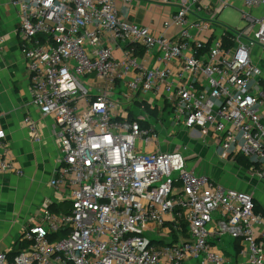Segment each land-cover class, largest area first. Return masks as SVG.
Masks as SVG:
<instances>
[{"label": "built area", "instance_id": "2783aa9c", "mask_svg": "<svg viewBox=\"0 0 264 264\" xmlns=\"http://www.w3.org/2000/svg\"><path fill=\"white\" fill-rule=\"evenodd\" d=\"M10 1L33 102L60 127L49 185L70 208L45 205L0 264H230L225 236L240 246L237 264H264L253 194L194 171L186 147L163 150L157 126L169 114L212 138L221 159L264 162V0H215L210 16L203 0H160L174 7L160 33L122 16L117 0ZM233 2L242 28L219 18ZM25 123L39 141L37 121ZM11 172L23 173L0 128V174Z\"/></svg>", "mask_w": 264, "mask_h": 264}, {"label": "crops", "instance_id": "0c3cea01", "mask_svg": "<svg viewBox=\"0 0 264 264\" xmlns=\"http://www.w3.org/2000/svg\"><path fill=\"white\" fill-rule=\"evenodd\" d=\"M204 4L208 7L206 14L209 16L218 7L215 0H203ZM229 6L241 8L239 2ZM117 7L122 16L137 25L149 27L155 33L162 31L164 20L174 12L173 6L160 0H132L129 3L117 0ZM19 27L20 17L11 1L0 0V36L4 38V43L0 44V128L7 134L9 156L23 172L21 175L13 172L0 174V253L10 254H17L24 247L21 245V236L27 226L39 221L42 208L62 200L61 193L49 185L61 155L60 127L53 117L44 116L33 102L30 73L18 35ZM115 55L122 56L121 48L116 49ZM128 110L130 118L139 113L137 106L129 107ZM151 113L154 116L155 112ZM26 117L37 121L39 141L31 136L25 123ZM183 130L189 136L200 137L193 130L184 127ZM192 143L195 144L193 150L184 139L181 142L178 139L174 146L182 149L186 147V152L194 153L191 156L188 153L190 168L199 174L209 175L227 188L252 193L256 204L260 207L263 205L264 178L257 170L264 167V162H256L245 156L243 161H239L238 157L242 155L223 160L212 138L210 146H207V138H202L203 146L194 140ZM224 245L230 264L243 260L237 242L228 240Z\"/></svg>", "mask_w": 264, "mask_h": 264}, {"label": "rangeland", "instance_id": "374dc122", "mask_svg": "<svg viewBox=\"0 0 264 264\" xmlns=\"http://www.w3.org/2000/svg\"><path fill=\"white\" fill-rule=\"evenodd\" d=\"M219 18L220 20L225 23L226 25H229L233 28H242L246 25V22L245 20L243 19V14H242V11L241 9H237V8H234L232 6H226L223 11L220 13L219 15ZM258 47H256L255 49V54H258L259 53V49H257ZM260 67L261 68H264V56H263V59H261L260 61ZM83 80H85L84 78H82ZM125 86L124 85H119L118 88H117V95H115V98H118V97H121L122 96V93L121 91H125ZM153 123H155L154 121V118H152L151 120ZM163 125L164 127L162 128V125L160 124H157L158 127H160L162 129V133L160 131L159 132V135H160V140L162 139V141L164 142L163 144V150H171L174 148V146L176 145V141L179 139L180 142L184 139V141H186V143L188 144L189 148L190 149H194V146L195 144L192 143L193 140L196 141L197 143L201 144L202 146L204 144H202V138H200L199 136L196 137V136H192L190 134V136L183 130V126L179 125H175L173 126V122L171 120V115L169 114H166V117H165V120L163 121ZM174 131L175 133L173 135H171V131ZM182 130V131H181ZM210 137H207V146H210L211 144H209L210 142ZM212 143V141H211ZM182 147L184 145H181ZM213 151V149H212ZM186 152L184 151L183 152V155L187 158L189 155H193L194 153L191 152ZM196 160V159H194ZM194 160H190V162H193ZM198 173V172H197ZM262 202H264V198L261 199ZM263 205H261V207L264 209V203H262ZM224 240L225 241H228V240H232L233 239L229 236H225L224 237Z\"/></svg>", "mask_w": 264, "mask_h": 264}, {"label": "trees", "instance_id": "16d2710c", "mask_svg": "<svg viewBox=\"0 0 264 264\" xmlns=\"http://www.w3.org/2000/svg\"><path fill=\"white\" fill-rule=\"evenodd\" d=\"M238 160L243 161L244 156H239ZM50 208L53 211H60V210H64V211L66 210L67 211L70 208V203H69V201L64 200V201H61L59 203H54V204L50 205ZM257 212H262L264 214V209L257 205Z\"/></svg>", "mask_w": 264, "mask_h": 264}]
</instances>
